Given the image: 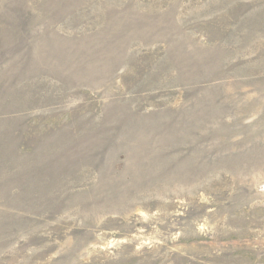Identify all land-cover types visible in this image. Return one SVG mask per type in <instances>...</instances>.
Returning a JSON list of instances; mask_svg holds the SVG:
<instances>
[{"label": "rangeland", "instance_id": "374dc122", "mask_svg": "<svg viewBox=\"0 0 264 264\" xmlns=\"http://www.w3.org/2000/svg\"><path fill=\"white\" fill-rule=\"evenodd\" d=\"M0 264H264V0H0Z\"/></svg>", "mask_w": 264, "mask_h": 264}]
</instances>
